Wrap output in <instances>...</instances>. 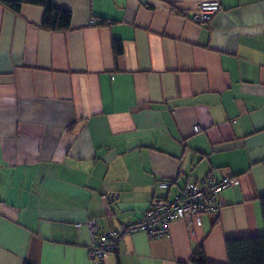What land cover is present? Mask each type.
<instances>
[{"label":"crops","instance_id":"0c3cea01","mask_svg":"<svg viewBox=\"0 0 264 264\" xmlns=\"http://www.w3.org/2000/svg\"><path fill=\"white\" fill-rule=\"evenodd\" d=\"M202 1L222 8L199 23ZM53 3L69 30L0 4V264H92L87 220L116 229L209 174L239 179L218 212L105 264H194L199 245L227 264L226 239L264 233V0Z\"/></svg>","mask_w":264,"mask_h":264},{"label":"built area","instance_id":"2783aa9c","mask_svg":"<svg viewBox=\"0 0 264 264\" xmlns=\"http://www.w3.org/2000/svg\"><path fill=\"white\" fill-rule=\"evenodd\" d=\"M222 6L219 1H202L199 3L192 18L199 22H207L210 17L219 12ZM199 126H194V132H200ZM239 184L237 177H221L206 175L196 181L185 182L179 193L172 199L154 198L149 203L143 216L131 223L106 232L99 231V225L89 219L84 224L88 227L91 244L87 253L92 264H105L111 253H114L124 236L138 231H144L149 238L157 239L170 235L169 225L175 220L190 223L192 219L203 213H216L221 208L220 193L229 187ZM78 223L75 226L79 227Z\"/></svg>","mask_w":264,"mask_h":264},{"label":"trees","instance_id":"16d2710c","mask_svg":"<svg viewBox=\"0 0 264 264\" xmlns=\"http://www.w3.org/2000/svg\"><path fill=\"white\" fill-rule=\"evenodd\" d=\"M28 3L43 8L41 28L49 32H65L69 30L71 13L57 8L53 0H0V4L18 13L21 5ZM113 49L116 56L122 51L120 41L114 40ZM262 214H264V198H261ZM227 264H264V233L241 236L225 240ZM191 262L208 264L202 245L192 253ZM30 264V263H25Z\"/></svg>","mask_w":264,"mask_h":264}]
</instances>
